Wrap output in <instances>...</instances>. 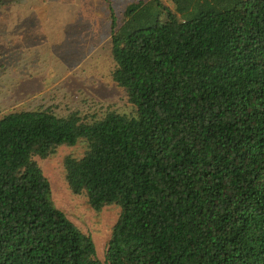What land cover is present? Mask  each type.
<instances>
[{
    "label": "trees",
    "instance_id": "obj_1",
    "mask_svg": "<svg viewBox=\"0 0 264 264\" xmlns=\"http://www.w3.org/2000/svg\"><path fill=\"white\" fill-rule=\"evenodd\" d=\"M129 110L0 116V264H264V0H139L112 10ZM87 144L65 179L121 208L98 257L36 157Z\"/></svg>",
    "mask_w": 264,
    "mask_h": 264
},
{
    "label": "rangeland",
    "instance_id": "obj_2",
    "mask_svg": "<svg viewBox=\"0 0 264 264\" xmlns=\"http://www.w3.org/2000/svg\"><path fill=\"white\" fill-rule=\"evenodd\" d=\"M139 0H0V116L11 110L52 109L58 115L112 106L129 110L127 93L112 78V10ZM87 144L62 145L36 157L58 208L92 236L104 260L121 208L94 209L65 179L64 160Z\"/></svg>",
    "mask_w": 264,
    "mask_h": 264
}]
</instances>
